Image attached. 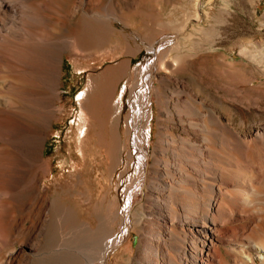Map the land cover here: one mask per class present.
<instances>
[{
    "label": "bare ground",
    "instance_id": "1",
    "mask_svg": "<svg viewBox=\"0 0 264 264\" xmlns=\"http://www.w3.org/2000/svg\"><path fill=\"white\" fill-rule=\"evenodd\" d=\"M150 1L0 0V264H264V124L246 123L247 113L264 114V80L250 85L264 78V58L245 55L242 43L241 61L209 42L180 54L166 37L156 40L167 22L142 30L155 59L138 73L126 139L114 100L130 59L78 95V121L66 133L74 159L66 179L50 180L60 151L45 156L47 132L63 117L65 58L102 45L91 33L114 59L136 51L113 21L137 31L128 13ZM197 4L173 34L204 31ZM192 101L206 107L201 119L190 114ZM130 145L137 173L126 191L127 233L117 237L119 204L107 199L105 182L113 183L124 150L134 163Z\"/></svg>",
    "mask_w": 264,
    "mask_h": 264
},
{
    "label": "rangeland",
    "instance_id": "2",
    "mask_svg": "<svg viewBox=\"0 0 264 264\" xmlns=\"http://www.w3.org/2000/svg\"><path fill=\"white\" fill-rule=\"evenodd\" d=\"M166 2L156 1L155 3V1L152 0L149 2V4L136 2L132 12L128 13L129 15H127L131 25H133L136 29L138 28L137 31H132V29L129 27L125 28L124 25H122L117 20L113 21L115 27L128 36L130 44L136 50L133 53L127 54L125 51L120 50L119 56L114 59L112 55L105 54V51L108 47L105 39L96 35L95 33H91L88 34L91 42L98 43L99 41V45L102 39L103 43L101 42V48L100 46H96L97 49L95 48L94 52L82 58L79 56H75L74 58L66 57L69 59L65 58L62 70V78L60 80L62 100L60 103H58L64 108V112L58 113L60 115L62 114L63 117L62 120L54 122L53 126L47 132L48 137L46 142L45 156L52 158L57 149L60 151V157L59 155L55 154L56 158H54L52 161V173L50 177L51 182L60 179L62 180V178L66 179V175H68V171L71 168V159H74L70 156L71 152H69V147L66 144V133L70 127H73L78 121V95L82 90L87 89L91 78L98 77L108 70L117 71L122 62L128 61L130 59L131 61L129 60L128 62L129 70L127 68L125 71L126 76L122 78L123 80L120 79V81L117 83L116 96L114 100L115 103L119 104L118 112L120 111L121 117L120 131L123 140L126 139L125 120L127 115L131 113V103L136 100L132 97V91L135 90V93L137 94L141 90L139 81L140 75H138V73L144 67L148 66L150 64L149 62H152V60L155 59V56H153V54L148 51L147 42L145 41L144 36L141 34V31L146 29L148 26L152 30H161V25L167 22L165 24L166 27L168 25L166 31L167 33H161L162 35L156 40L161 41L162 37H166L167 40L165 41H167L169 46L170 44L173 45H171V47L177 48V46H179L178 49H180V54H183L184 52L187 53L192 49V51H197V48L201 42H209L214 45V49L217 51L218 55L229 58V60L232 58L234 60L241 61L242 58L239 57L240 55H238V51L240 49L239 44L242 43L243 48L245 49V55L248 54V56H251H249L250 58L254 59L264 58V0H167ZM196 3H198V8L200 7V14L202 16L206 15V17L203 16L205 20L202 21L204 31L199 33L190 32L191 34L182 35L184 37L181 35L176 36L175 33L173 34L171 28L180 27L187 16L194 15V7ZM165 41L163 42V45L165 44ZM167 49L168 47L165 48L164 52L167 51ZM173 52L176 53L175 51ZM167 53L168 51L165 54ZM263 64L264 62L261 65ZM186 71L184 72V76L189 74V69H186ZM262 80H264V78L260 76L252 81L250 85L253 84V86H258ZM219 82H221V80H219ZM232 89L234 91H238L240 86H236ZM247 95L248 97H252L254 99L260 96V94L252 92H249ZM190 97L195 99V97L191 95ZM197 97H201L200 94H198ZM188 99L189 98L187 97L186 100ZM188 101H190V99ZM196 102V104L193 101L191 102V105L194 109L192 107H188L191 113L189 111H187V113L189 112L193 115L197 113L200 118V116L207 114L208 111L204 105L199 103V101ZM151 104L153 120L151 123L152 128L150 136L151 140H154V134L156 132L155 117L157 115V105L153 97L151 98ZM246 118L247 124H253L257 121H263L262 123L264 124L263 113L261 116H255L252 112H249L247 113ZM202 120L205 125H208L207 118H203ZM209 126L210 125H208V127ZM145 131V133L148 135L149 130ZM130 150L134 158V163H129V150H124L122 163L119 165L118 169L113 175V183L108 184L109 182H105V194L107 199L116 196V201L119 204V222H115V231L113 234L117 237L127 233L126 228H124V216H126L125 211L128 207V196L126 191L130 184V180L133 179L137 173V155H135L132 145H130ZM62 174H64V176L60 177ZM75 178L76 177H72L68 181L74 180ZM130 240L132 243V248L135 250L136 239L134 234H132ZM103 264H112V262L109 258L107 259L106 263Z\"/></svg>",
    "mask_w": 264,
    "mask_h": 264
}]
</instances>
